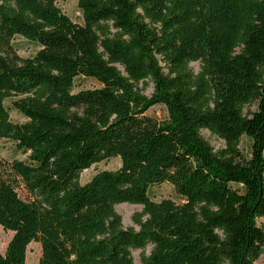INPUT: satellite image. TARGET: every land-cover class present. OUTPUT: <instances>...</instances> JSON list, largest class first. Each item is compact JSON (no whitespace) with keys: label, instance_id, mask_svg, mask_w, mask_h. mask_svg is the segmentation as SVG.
I'll return each mask as SVG.
<instances>
[{"label":"trees","instance_id":"16d2710c","mask_svg":"<svg viewBox=\"0 0 264 264\" xmlns=\"http://www.w3.org/2000/svg\"><path fill=\"white\" fill-rule=\"evenodd\" d=\"M59 1L0 0V141L26 155L0 158V227L13 233L0 264H25L31 243L38 264H135L149 246L142 264H257L264 0H77L82 25ZM16 37L39 50L20 57ZM79 78L100 87L75 91ZM11 98L24 124L10 122ZM154 106L167 118L148 116ZM115 157L116 171L79 184ZM162 184L182 202L153 201ZM120 204L142 207L138 230Z\"/></svg>","mask_w":264,"mask_h":264},{"label":"rangeland","instance_id":"374dc122","mask_svg":"<svg viewBox=\"0 0 264 264\" xmlns=\"http://www.w3.org/2000/svg\"><path fill=\"white\" fill-rule=\"evenodd\" d=\"M57 7L70 18V20L77 25H82V16L77 6V0H63L57 3ZM13 45L22 58H28L35 55L39 50L38 45L33 42L27 41L21 37H16L13 40ZM190 68L196 73L199 69L197 63L190 64ZM100 87V84L89 78H79L75 81V91L80 89H92ZM145 96H149L152 92L151 85L143 87L139 85ZM15 99H6L4 101V107L8 111L9 120L13 124H24L26 119L21 113H19L12 105ZM148 116L156 118L157 120H164L167 118V111L163 106H154L148 112ZM202 138L208 142L215 150L222 147V142L211 136L207 131H201ZM242 149L244 151L248 150L247 140L244 139L242 143ZM0 158L6 161L13 160H24L26 155L18 151L15 145L11 141L1 140L0 141ZM121 165L119 158H111L109 160L102 161L98 164L91 166L89 169L83 171L79 176V184L84 185L89 182L96 174L104 171H116ZM149 195L151 199L155 202H159L163 199H170L175 203H181L182 199L176 194L172 186L168 184H162L153 187ZM115 211L122 220V226L126 229L132 228L138 230L135 224L134 218L141 214L142 207L139 205H129L120 204L115 207ZM258 225H264V219L257 221ZM13 233L10 231H5L0 227V252L4 253L7 244L11 240ZM151 247H147L143 252L140 250L132 251L131 255L133 257L135 264H142V258L148 257L150 254ZM41 254L40 245L37 243H31L27 248L26 253V263L25 264H38ZM257 264H264V248L261 252Z\"/></svg>","mask_w":264,"mask_h":264}]
</instances>
